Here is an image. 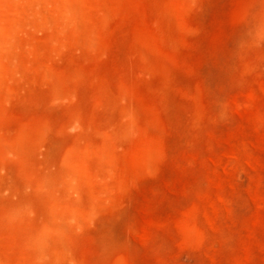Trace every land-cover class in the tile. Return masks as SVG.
Here are the masks:
<instances>
[{
	"label": "rangeland",
	"instance_id": "obj_1",
	"mask_svg": "<svg viewBox=\"0 0 264 264\" xmlns=\"http://www.w3.org/2000/svg\"><path fill=\"white\" fill-rule=\"evenodd\" d=\"M0 264H264V0H0Z\"/></svg>",
	"mask_w": 264,
	"mask_h": 264
},
{
	"label": "bare ground",
	"instance_id": "obj_2",
	"mask_svg": "<svg viewBox=\"0 0 264 264\" xmlns=\"http://www.w3.org/2000/svg\"><path fill=\"white\" fill-rule=\"evenodd\" d=\"M63 10V9H62ZM76 14V13H75Z\"/></svg>",
	"mask_w": 264,
	"mask_h": 264
}]
</instances>
